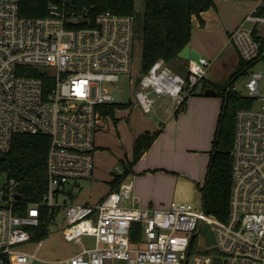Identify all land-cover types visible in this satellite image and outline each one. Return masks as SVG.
Instances as JSON below:
<instances>
[{
	"label": "built area",
	"instance_id": "built-area-1",
	"mask_svg": "<svg viewBox=\"0 0 264 264\" xmlns=\"http://www.w3.org/2000/svg\"><path fill=\"white\" fill-rule=\"evenodd\" d=\"M19 1L0 0V155L10 152L18 135L46 136L50 144L40 201H23L22 183L0 171V264L41 261L43 207L63 210V239L80 247L44 263L216 264L217 257L222 264H264V75L252 74L247 94H240L251 105L236 112L226 221L208 214L202 202L131 207L129 176L98 203L68 202L71 187L93 175L95 134L107 118L101 109L117 103L122 79L137 89L134 99L143 113H151L160 97L177 109L206 79L210 62L191 60L182 75L158 60L132 78L135 16L104 11L92 17L86 7L72 10V0H52L46 16H22ZM246 21L252 27L238 28L231 41L240 60L264 66V46L253 36L264 17L255 9ZM209 231L214 243L206 241ZM84 237L92 244H83ZM196 237L202 241L192 250Z\"/></svg>",
	"mask_w": 264,
	"mask_h": 264
},
{
	"label": "rangeland",
	"instance_id": "rangeland-1",
	"mask_svg": "<svg viewBox=\"0 0 264 264\" xmlns=\"http://www.w3.org/2000/svg\"><path fill=\"white\" fill-rule=\"evenodd\" d=\"M260 2L261 0H217L216 8H209L203 13V25L193 21L190 41L181 50L180 56L188 62L205 58L210 62L205 69L206 78L212 83L216 82L215 85L226 83L236 72L239 63L231 35L240 27H252L246 17L254 13ZM143 4L144 0H135L137 12H143ZM258 27L264 33V23L258 24ZM141 31V22L136 20L132 63V78L136 79L141 75L142 67ZM181 64L184 67L186 63L182 61ZM173 72L185 75L183 72ZM252 74L264 75L263 64L251 65L241 73L234 80L232 90L246 95L245 84ZM260 85L263 87V82ZM120 87L121 92L115 95L116 102L128 104L123 109H116L113 117L108 116L104 128L95 134L94 142L98 150L94 154L97 169L93 172V179L80 181L82 187L75 198L66 196V201L80 202L90 199L91 203H96L104 198L111 190L110 182L114 174L118 173L117 167L122 171L123 162L127 164L133 161L134 137L150 126V123L158 128L164 121L174 119L176 122L166 130L160 142V152H156L155 148L149 149L148 161L144 162L143 158L138 160L134 164L135 173L129 175L135 184H140L138 192L135 189L140 201L148 203L145 207L137 204L129 206L158 208L167 206L172 201L200 206L201 193L196 189V184L204 182L222 99L219 96H189L186 112L180 111L175 115L176 106H172L169 98L160 97L152 112L146 114L141 112L134 99L137 89L129 87L123 79ZM157 162H162L168 168L166 174L163 170L147 172V168L153 167ZM20 192L25 196V193H31V187L27 184L23 187L21 185ZM160 202L166 203L158 204ZM64 223L61 209L55 220L47 224V235L37 251V258L41 261L33 264H48L42 261L65 259L80 250L73 242L63 239ZM201 241L202 239L196 237L192 250L199 249ZM82 242L85 245L92 244V240L87 237L82 238ZM36 245L30 247V250L35 251Z\"/></svg>",
	"mask_w": 264,
	"mask_h": 264
},
{
	"label": "trees",
	"instance_id": "trees-1",
	"mask_svg": "<svg viewBox=\"0 0 264 264\" xmlns=\"http://www.w3.org/2000/svg\"><path fill=\"white\" fill-rule=\"evenodd\" d=\"M51 1L20 0V14L31 17L46 16ZM84 7L89 10L92 17L100 12L110 11L119 15H133L141 22V74L147 73L158 60H163L173 71L187 74V65L183 67L179 54L190 41L192 20L197 18L203 25L201 14L216 6L215 0H144L143 12L139 13L135 9V0H72V10L79 11ZM256 11L258 16L264 17V5L257 7ZM253 36L264 46V37L257 35L255 29ZM250 66L251 63L239 59L236 72L226 83L215 85L205 79L200 84L202 86L200 92H196L197 86L190 95L203 96L205 89L213 88L217 92L216 96L222 99L204 182L196 184L205 211L221 221L227 220L229 212L236 112L239 108L251 105L249 99L232 90V85L234 80ZM188 98L189 96H186L183 99L175 115L186 109ZM127 104L115 103L105 106L101 109V113L105 117H113L116 109H123ZM161 132V128L154 132L145 131L134 139L133 161L127 164L123 162V173L114 174L110 182V191L118 190L120 184L132 173L134 164L150 149ZM49 144V138L46 136L18 135L12 141L10 152L0 162L1 172L22 183V187L26 184L31 187V193H25V196L21 197L25 202L40 201L46 192V159ZM58 212L57 208H42L43 217L40 226L42 234L37 240H42L47 235V224L55 219ZM138 236L137 225L133 229L132 239L136 240Z\"/></svg>",
	"mask_w": 264,
	"mask_h": 264
},
{
	"label": "crops",
	"instance_id": "crops-1",
	"mask_svg": "<svg viewBox=\"0 0 264 264\" xmlns=\"http://www.w3.org/2000/svg\"><path fill=\"white\" fill-rule=\"evenodd\" d=\"M216 1L217 0H215V6H216ZM264 5V0H261V2H260V4L258 5V6H256V8L257 7H259V6H263ZM216 8V7H215ZM255 8V9H256ZM203 13L201 14V17H202V19L204 20V18H203ZM194 20H196L197 22H198V24H200V22H199V20L197 19V18H193V20H192V23H193V21ZM258 24H260V23H258ZM258 24L254 27V29L256 30V33H257V35H259V36H261V37H264V33L261 31L262 29H261V27H258ZM192 27H193V24H192ZM233 43V42H232ZM234 45V44H233ZM234 49H235V51H236V53H237V50H236V48H235V46H234ZM180 55H182L181 53L179 54V58H180V62H185L186 64H185V66L187 65V63H189L188 62V60H186V59H183ZM237 56H238V53H237ZM196 60V59H195ZM195 60H192V61H195ZM238 60H239V56H238ZM206 80L207 81H209V82H212L211 80H209V78H206ZM213 83H216V82H213ZM201 85H199L198 87H197V89H196V91H199L200 92V90H201ZM196 96V95H195ZM197 96H200V95H197ZM204 96V95H203ZM206 96V95H205ZM200 100H202V99H200ZM171 101V100H170ZM171 103H172V101H171ZM172 106H173V104H172ZM187 106H188V102H186V109L184 110V113L186 112V110H187ZM175 110H176V108H175ZM142 112V111H141ZM171 116V113H169V117ZM107 119V118H106ZM105 122H106V120H104L103 121V124L105 125ZM165 122V121H164ZM163 122V125H161V126H159L158 128L154 125V123H150V126H148V127H146V128H144V130H142V132L141 133H143V132H145V131H151V132H154L153 130L155 129V130H158V129H162V132H161V134L157 137V139L154 141V143L152 144V146H151V148H150V150L152 149V150H154V148H155V151L156 152H160L159 151V145H160V142L162 141V139L164 138V136H165V133H166V130H168V128L172 125V124H174L175 122H174V119H170V120H168V121H166L165 123ZM162 124V123H161ZM151 127H155V128H151ZM140 133V134H141ZM139 135V134H138ZM138 135H136L135 137H134V139L138 136ZM98 147L96 146V148H95V151H94V153H93V159H94V154H95V152H97V149ZM133 148V147H132ZM150 150H148L141 158H143V161L144 162H147L148 161V156H149V152H150ZM152 152H154V151H152ZM151 154H153V153H151ZM96 158V157H95ZM140 158V159H141ZM139 159V160H140ZM96 161H97V159H95ZM95 162V161H94ZM96 163V162H95ZM95 163H94V170L95 169H97V167L95 166ZM154 170H163V172L166 174L167 172H168V168L164 165V164H162V162H157V164H155L153 167H150V168H147V172H152V171H154ZM94 172V171H93ZM174 172V171H173ZM133 173H135V170H134V166L132 167V174ZM91 179H93V175H92V177L91 178H89L88 180H91ZM81 182H78V183H76L74 186H72L71 187V190H73L72 191V193L71 194H69V196L70 197H73V198H75V196H76V194H77V192L81 189ZM139 187H140V184H135L134 183V188H133V192H132V197H133V199L135 200V201H133L134 203H132V199H131V201H129V203L128 202H126V204L127 205H130V204H132V205H135V204H137L138 206H142V207H145V205L148 203V202H143V201H140V198H138V196H137V194H136V192H135V189H137V192H138V190H139ZM103 199V197L98 201V202H100L101 200ZM188 199H190L189 197H188ZM88 202H90L91 203V200L89 199V200H81L80 202H73V203H88ZM98 202H96V203H98ZM166 202H160V203H158V204H165ZM92 204H95V203H92ZM164 206V205H163Z\"/></svg>",
	"mask_w": 264,
	"mask_h": 264
},
{
	"label": "water",
	"instance_id": "water-1",
	"mask_svg": "<svg viewBox=\"0 0 264 264\" xmlns=\"http://www.w3.org/2000/svg\"><path fill=\"white\" fill-rule=\"evenodd\" d=\"M204 95H206V96H216L217 92L213 88H207L204 91ZM4 158H5V156L0 155V161H3ZM4 180H5V177L2 176L1 179H0V184ZM17 199H19V196H17ZM207 229H208V225H205L204 231H206ZM206 241H207V243H214V236H213V233L211 231L208 232V235L206 237ZM214 261H215L216 264H222L221 260L219 258H217V257L214 258Z\"/></svg>",
	"mask_w": 264,
	"mask_h": 264
},
{
	"label": "flooded vegetation",
	"instance_id": "flooded-vegetation-1",
	"mask_svg": "<svg viewBox=\"0 0 264 264\" xmlns=\"http://www.w3.org/2000/svg\"><path fill=\"white\" fill-rule=\"evenodd\" d=\"M0 162H2V161H0Z\"/></svg>",
	"mask_w": 264,
	"mask_h": 264
}]
</instances>
